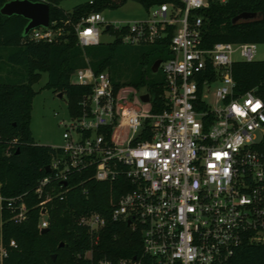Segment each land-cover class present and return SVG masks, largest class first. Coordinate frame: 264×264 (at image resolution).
I'll return each instance as SVG.
<instances>
[{"label":"built area","instance_id":"2783aa9c","mask_svg":"<svg viewBox=\"0 0 264 264\" xmlns=\"http://www.w3.org/2000/svg\"><path fill=\"white\" fill-rule=\"evenodd\" d=\"M210 1L162 3L150 8L148 20L132 23H111L101 12H91L73 26L81 48L98 44L110 25L126 27L121 40L131 45L154 42L167 25L175 26L172 57L159 65L164 101L156 112L145 88H115L108 72H95L88 64L72 73V83L88 90L79 114L68 113L67 122H60L63 144L53 147L63 158L52 160L50 175L36 188L41 193L52 175L65 182L68 173L88 168L97 181L124 177L127 188L110 218L137 230L141 249L116 264H228L243 243L264 246V151L256 147L264 136V96L252 91L235 96L231 71L234 61L255 60L257 43L202 47V18L191 14ZM60 32L48 26L27 34L51 42ZM209 67L213 80L207 75L200 80ZM209 94L214 106L206 102ZM20 200L0 196V210L5 205L15 212V222L26 217ZM105 222L98 213L80 220L94 232ZM45 227L42 207L38 228ZM15 246L14 240L0 241V264Z\"/></svg>","mask_w":264,"mask_h":264},{"label":"trees","instance_id":"16d2710c","mask_svg":"<svg viewBox=\"0 0 264 264\" xmlns=\"http://www.w3.org/2000/svg\"><path fill=\"white\" fill-rule=\"evenodd\" d=\"M9 0H0V7ZM36 1V0H33ZM49 4L50 27L60 28V35L51 42L36 41L24 34L28 22L21 15L0 13V196H20L26 217L15 222V212L5 205L0 210V241L16 246L8 248L5 264H112L124 257L138 255L140 233L126 222L110 218L113 205L127 188V180L97 181L93 169L68 173L64 185L53 175L36 191L45 176L46 166L62 151L36 143L30 129L31 103L36 94L33 85L42 73L47 74L45 87L65 96L70 115L79 114V101L86 86L72 83V73L87 64L95 72L106 71L112 85L145 88L152 95V110L163 106L164 76L160 69L152 72L155 60L172 57L171 37L175 26L167 25L154 42L125 44L121 34L126 27L110 25L104 30L110 41L81 48L73 26L91 12L116 9L134 1L148 11L162 3L180 4L179 0H89L64 10L63 0H40ZM91 1V2H90ZM248 12L256 17L232 22L236 15ZM202 18L201 45L211 48L216 42L264 44V0H211L204 8L192 11L191 17ZM210 67L205 75L213 80ZM235 81L234 95L248 91L264 96V60L234 61L231 66ZM201 87V81H200ZM201 89V88H200ZM200 107L206 108L205 104ZM264 151V136L256 146ZM44 202V203H42ZM47 213V228L40 233L41 208ZM98 213L106 220L98 232L80 223L84 216ZM60 244H62L60 246ZM90 252V257L85 253ZM55 254V259L52 255ZM228 264H264V246L243 243Z\"/></svg>","mask_w":264,"mask_h":264},{"label":"rangeland","instance_id":"374dc122","mask_svg":"<svg viewBox=\"0 0 264 264\" xmlns=\"http://www.w3.org/2000/svg\"><path fill=\"white\" fill-rule=\"evenodd\" d=\"M89 0H63L60 6L64 10H71L75 5ZM150 11H146L143 6L134 1H128L123 6L116 9L102 11L103 17L111 23L134 22L138 20H148ZM112 38L111 35L102 32L100 41L107 42ZM238 54L234 58H238ZM255 60H264V44H257ZM75 77H71L74 82ZM47 74L42 73L40 80L33 85L36 91L31 103L30 129L36 143L40 145L61 146L63 144L62 132L64 126L60 123L68 119V109L65 96L58 97L51 89L45 87ZM206 102L214 106V98L207 95Z\"/></svg>","mask_w":264,"mask_h":264},{"label":"water","instance_id":"95a60500","mask_svg":"<svg viewBox=\"0 0 264 264\" xmlns=\"http://www.w3.org/2000/svg\"><path fill=\"white\" fill-rule=\"evenodd\" d=\"M0 13L2 15H21L28 20L24 34H27L30 30L38 27H48L50 25V14L49 4L45 1H33V0H9L0 7ZM256 17V13L243 12L232 18V22L239 20H248ZM160 59H157L152 64V72H157ZM58 97L62 98V93L57 94ZM148 95H142L143 101H148ZM46 172H50L49 166H46ZM65 185L66 182H63ZM48 230L47 227L40 229V233H44ZM62 244H60L61 246ZM52 259H55V254L52 255Z\"/></svg>","mask_w":264,"mask_h":264}]
</instances>
